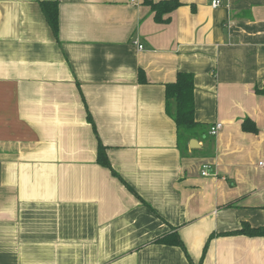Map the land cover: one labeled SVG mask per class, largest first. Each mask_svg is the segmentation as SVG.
<instances>
[{
	"label": "crops",
	"instance_id": "1",
	"mask_svg": "<svg viewBox=\"0 0 264 264\" xmlns=\"http://www.w3.org/2000/svg\"><path fill=\"white\" fill-rule=\"evenodd\" d=\"M41 1L0 0V264H264L226 234L264 225V0H46L57 36ZM178 71L204 131L165 111Z\"/></svg>",
	"mask_w": 264,
	"mask_h": 264
},
{
	"label": "trees",
	"instance_id": "2",
	"mask_svg": "<svg viewBox=\"0 0 264 264\" xmlns=\"http://www.w3.org/2000/svg\"><path fill=\"white\" fill-rule=\"evenodd\" d=\"M152 11L154 12V20L158 23L166 22L169 17L165 14L181 5L179 0H160L153 2L146 0ZM41 10L46 18L47 23L52 29L55 36L58 32V6L55 1H41ZM139 82L145 83L146 78L142 69L138 70ZM194 76L191 72L178 71L176 79L173 82L165 84V111L175 122L179 136L182 132H191L195 128L204 131V126L197 122L194 118ZM89 121L92 122L91 116L88 115ZM97 162L105 167H111L105 152V146L100 142L98 144ZM242 226L232 232L226 234L243 233L251 236H264V225L251 227L247 222H243ZM157 243L168 245L182 246L181 239L176 233L163 235L155 240Z\"/></svg>",
	"mask_w": 264,
	"mask_h": 264
},
{
	"label": "built area",
	"instance_id": "3",
	"mask_svg": "<svg viewBox=\"0 0 264 264\" xmlns=\"http://www.w3.org/2000/svg\"><path fill=\"white\" fill-rule=\"evenodd\" d=\"M221 2H222L221 0H212L211 5H212V7H217V6L221 5ZM135 43L137 44L139 49L143 48V45L140 44L137 40L135 41ZM221 128H222V122L217 121L209 127L208 134L211 136H216L219 133V131L221 130ZM211 172H212L211 165L203 164L201 166L200 174L202 176H208L211 174Z\"/></svg>",
	"mask_w": 264,
	"mask_h": 264
}]
</instances>
